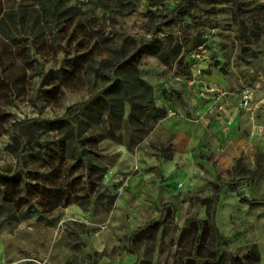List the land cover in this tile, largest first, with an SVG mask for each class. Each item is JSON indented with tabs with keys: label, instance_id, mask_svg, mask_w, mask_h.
<instances>
[{
	"label": "rangeland",
	"instance_id": "rangeland-1",
	"mask_svg": "<svg viewBox=\"0 0 264 264\" xmlns=\"http://www.w3.org/2000/svg\"><path fill=\"white\" fill-rule=\"evenodd\" d=\"M62 2L72 7V19L37 14V0H0V17L5 11L16 16L14 22L5 17L0 31V169L14 167L13 132L26 135L27 122L20 127L13 122L32 124L35 139L24 143L22 158L53 147L64 133L47 122L68 118L67 108L108 83L112 70L102 64L122 59L138 45L148 50L140 75L166 115L155 122L149 118L144 131H126L125 103L114 137L99 141L92 161L107 169L121 166L123 155L136 148L159 154L152 129L163 120L175 127L189 123L195 135L188 140L186 133L174 136L168 129L161 167L141 199L107 205L106 197L93 195L86 211L73 204L78 215L69 205L41 217L0 222V264H173L177 258L197 264L196 231L182 229L188 219H205L213 208L220 238L206 237L202 264L217 255L218 264H246L251 248L258 253L252 264H264V18L255 21L261 32L251 47L257 54L244 61L237 57L230 2ZM258 3L264 0L242 1L245 8ZM167 51L178 52L169 58ZM172 93L178 99L169 98ZM108 123L100 125L105 134ZM27 166L35 169L37 163ZM105 188L106 196L114 192ZM148 222H154L152 230L133 234Z\"/></svg>",
	"mask_w": 264,
	"mask_h": 264
},
{
	"label": "trees",
	"instance_id": "trees-1",
	"mask_svg": "<svg viewBox=\"0 0 264 264\" xmlns=\"http://www.w3.org/2000/svg\"><path fill=\"white\" fill-rule=\"evenodd\" d=\"M204 1L208 3L226 1L232 4L231 19L235 25V38L239 45L237 57L244 61L254 58L257 51L251 45L259 39L261 32L255 21L264 18V4L258 3L245 8L242 4L244 0ZM34 11L37 14L40 12L44 17L54 14L69 20L74 15L72 7L63 6L62 0H37V8L34 7ZM5 17L14 22L16 16L14 12H4L0 17L2 32ZM247 20L250 21V25ZM177 52L167 51L166 55L171 58ZM144 53H148V50H142L141 45H138L122 59L102 64V69L112 70L110 74H106L108 83L84 101L67 108L65 115H68V118L61 117L47 122L50 128L59 129L64 133L54 142L53 147L44 145L42 149L37 150L36 155L27 159L22 158V154L25 153L24 143H31L35 139L31 133L32 124L28 123V120L13 122L14 127H20L27 122L25 127L27 136L13 132L10 148L15 156L14 167L0 169V222L9 220L20 222L31 217H41L57 207L73 204L86 211L93 195L98 199L106 197V204H113L115 194L109 192L106 196L101 191L102 188L107 190L103 184L106 168L92 161L93 149L104 137H114L112 128L120 124L125 103H128L129 108L124 120L126 131H144L143 125L149 118L155 122L166 115L165 107H157L154 103L151 83L140 75L139 63ZM169 98L178 99V96L172 93ZM78 117L81 118L74 124L73 119ZM105 122H109L107 134L100 128ZM164 149L165 145L161 143L158 148L160 155ZM31 162L37 163V168L28 167V163ZM69 163L72 164L69 166ZM227 183L224 182L222 185ZM219 187L220 185L217 188ZM211 200L208 198L205 202L208 207L211 206ZM153 228L154 222H148L134 230L133 234H143ZM188 229L196 231L192 260L202 264V260L206 259H199L203 256L202 243L206 237L213 236L217 240L220 238L215 226V209L208 211L205 219H188L182 230ZM221 260L222 257L217 255L211 259L210 264H218ZM245 260L246 264L258 261L255 248L248 251ZM173 264H182L181 258L175 259Z\"/></svg>",
	"mask_w": 264,
	"mask_h": 264
},
{
	"label": "crops",
	"instance_id": "crops-1",
	"mask_svg": "<svg viewBox=\"0 0 264 264\" xmlns=\"http://www.w3.org/2000/svg\"><path fill=\"white\" fill-rule=\"evenodd\" d=\"M164 105L169 109L168 102H165ZM172 106L174 108L177 107L175 103H173ZM171 123L172 121L168 119L154 125L152 133L160 143H164L168 140V129L170 132H174V136H179L182 132L186 133L188 140L195 135L193 130L190 131L188 129L189 123L180 122V125L176 127ZM128 153L129 154L123 155L121 158V166L110 164L103 178L105 187L114 191L113 193L116 197L114 205L121 200L124 201L128 197L132 199L136 198L137 200L141 199V194H143L144 191L149 193L150 190H148L149 188L147 186L152 184L154 173L161 167V157L159 154L147 151L143 148H136L134 151ZM125 157H127L128 161L125 160ZM68 210L76 215L80 214V210L76 205H70Z\"/></svg>",
	"mask_w": 264,
	"mask_h": 264
},
{
	"label": "built area",
	"instance_id": "built-area-1",
	"mask_svg": "<svg viewBox=\"0 0 264 264\" xmlns=\"http://www.w3.org/2000/svg\"><path fill=\"white\" fill-rule=\"evenodd\" d=\"M244 101H245V102H247V100H246V99H244Z\"/></svg>",
	"mask_w": 264,
	"mask_h": 264
}]
</instances>
